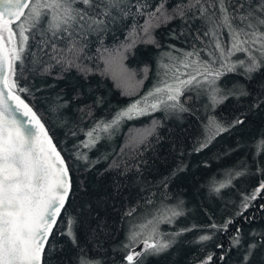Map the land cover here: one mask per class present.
<instances>
[{
	"label": "trees",
	"instance_id": "trees-1",
	"mask_svg": "<svg viewBox=\"0 0 264 264\" xmlns=\"http://www.w3.org/2000/svg\"><path fill=\"white\" fill-rule=\"evenodd\" d=\"M148 2L149 10H154L160 0ZM181 2L184 0H167L165 7L171 13ZM112 16L116 19L101 17L105 24L99 32L74 34L77 47L82 48L75 60L79 68H66L51 60V46L41 51L37 35L29 43L40 63L34 66L33 57L28 56L19 78L20 86L29 89L19 95L46 125L71 175L70 195L49 238L45 264H80L81 257L99 264H127L124 257L142 246L149 233L145 230L135 243H130L132 225L154 216L159 221V233L174 242L164 252L142 257L143 264H201L209 256L212 259L208 264H264V190L246 209L242 207L245 197L264 181V153L257 154L258 141L264 139V68L252 73L250 79L242 68L221 76L217 86L221 95L227 96L222 103L212 106L207 94L187 91L181 102L188 111L157 110L125 120L111 138L100 140L91 149L84 148L85 133L97 121H111L153 87L162 55L173 51L170 46L184 51H190L194 44L203 47L195 39L197 29L203 34L200 22L185 23L177 17L154 29L152 35L159 47L143 43L137 33L135 36L140 37L133 38L134 46L125 52L122 46L133 42L129 34L134 27L139 31L145 17H123L118 11ZM40 27L46 28L47 22ZM53 42L61 50L58 57L73 59L67 51V39ZM120 49L123 66L135 74V82L143 81L142 86L132 82L138 89L134 95L122 94L117 81L104 74L105 59L117 55ZM201 56L209 59L207 52H201ZM232 59L243 60L245 54L236 53ZM48 65L51 68L46 72ZM241 91L248 94L240 95ZM209 118L228 130L196 151L204 142V126ZM237 120L242 123L236 124ZM154 121V132L143 143L130 151L123 148L127 130L131 128L134 133L150 129ZM78 154L87 159L78 158ZM220 183L226 186L214 191ZM133 209L131 216L126 215ZM166 210H177L182 215L168 222L164 219L170 214ZM69 218L75 221V244L67 235H61L67 232ZM228 221L231 223L224 229ZM238 234L240 243L235 245L233 238ZM203 235L211 239L200 241ZM252 244L257 247L245 262Z\"/></svg>",
	"mask_w": 264,
	"mask_h": 264
},
{
	"label": "snow or ice",
	"instance_id": "snow-or-ice-1",
	"mask_svg": "<svg viewBox=\"0 0 264 264\" xmlns=\"http://www.w3.org/2000/svg\"><path fill=\"white\" fill-rule=\"evenodd\" d=\"M166 4L167 0H160L154 10H149L151 5L148 0H135V3L132 0H0V264H45L49 237L58 226V217L65 208L71 188L68 165L53 143L48 129L19 95L29 92L28 88L19 84L26 58L32 56L34 66L40 63L30 50V40H35L39 35L37 47L43 51L50 45L51 60L66 68H79L75 60L82 48L77 47L74 34L83 36L88 31H101L105 24L101 17L115 20L113 11H118L123 17L144 16V24L139 26L142 42L156 47L159 44L152 33L161 24L177 17L185 23L200 22L203 34H200L201 29H197L195 39L203 47L197 48L194 44L190 51H184L170 46L173 51L162 55L158 80L153 87L117 112L111 121H97L85 133L87 139L82 145L88 149L104 138H111L125 120L157 110L188 111L181 102V97L187 91L207 94L212 106L222 103L227 96L221 95L217 86L221 76L242 68L250 79L252 73L264 68V0H184L171 13ZM45 21L47 27L41 29L40 25ZM225 33L227 41L224 40ZM136 34L134 27L133 35ZM59 39L68 40L67 51L73 59L57 56L61 50L53 41ZM135 42L133 40L125 45V50L133 47ZM176 52L180 54L176 55ZM201 52H207L209 59H203ZM236 53L245 54V59L233 61ZM123 58L119 50L117 55L108 56L104 74H110L117 81V86L123 89L122 94L134 95L138 91L132 83L135 74L123 66ZM165 58L167 63L164 62ZM50 68L51 65H48L44 70L47 72ZM80 70L87 71L83 68ZM144 71L146 78L147 68ZM135 83L143 85L142 80ZM239 94L248 93L241 91ZM156 123L154 121L150 129L135 130L130 135V143H143L154 131ZM227 130L214 118H209L204 126V142L196 151L207 147L216 136ZM258 148V155L264 153V139L258 141ZM78 158L87 159L82 154H78ZM225 186V183H220L213 190L218 192ZM262 190L264 181L250 197H245L242 207L246 209ZM134 211L126 215L131 216ZM166 211L170 213L164 216L168 222L182 215L177 210ZM158 222L154 216L152 220L132 225L128 234L130 243H135L145 230L149 231V235L142 241V251H130L124 257L127 264H143L142 257L159 254L171 247L174 241L163 238L158 230ZM229 223L231 221L225 223L223 228L227 229ZM74 224L75 221L69 218L67 232L61 233L70 237L73 244L77 243ZM175 235L179 236L180 233ZM210 239L208 235L200 237V241ZM239 243L238 234L233 238V244ZM256 247L255 244L249 246L245 262ZM211 259L209 256L201 264H208ZM80 264H99V261L81 257Z\"/></svg>",
	"mask_w": 264,
	"mask_h": 264
},
{
	"label": "rangeland",
	"instance_id": "rangeland-1",
	"mask_svg": "<svg viewBox=\"0 0 264 264\" xmlns=\"http://www.w3.org/2000/svg\"><path fill=\"white\" fill-rule=\"evenodd\" d=\"M15 28V27H14ZM137 33H139V31H137ZM141 35V37H142V34H140ZM140 36H135V35H133V32L132 33H130L129 34V37H128V39L129 40H133V38H139ZM122 48L125 50V48H124V46H122ZM120 52H122V49H120L119 50ZM127 50H125V52H126ZM124 56V55H123ZM134 80H135V78H134ZM132 81L133 83L135 82V81ZM166 114H168V113H166ZM181 122V121H180ZM156 126V125H155ZM128 132L126 133V135H125V138H124V140H125V143H124V147L123 148H125L127 151H130V150H133L134 148H135V146H136V144L137 143H130V135L131 134H133V133H131V128L129 129V130H127ZM154 132V131H153ZM152 132V133H153ZM148 235H149V233H148ZM143 248V244H142V246H140V247H138V248H136L134 251H140L141 249Z\"/></svg>",
	"mask_w": 264,
	"mask_h": 264
},
{
	"label": "water",
	"instance_id": "water-1",
	"mask_svg": "<svg viewBox=\"0 0 264 264\" xmlns=\"http://www.w3.org/2000/svg\"><path fill=\"white\" fill-rule=\"evenodd\" d=\"M26 11V10H25ZM26 102V101H25ZM9 103H12V101H9ZM27 103V102H26ZM34 110V109H33ZM35 111V110H34ZM19 115V114H18ZM21 118H23V117H21ZM42 121V120H41ZM43 122V121H42ZM44 123V122H43ZM46 126V125H45ZM47 128V127H46ZM49 132V131H48ZM50 135V134H49ZM51 136V135H50ZM57 147V146H56ZM57 150L59 151V149L57 148ZM61 153V152H60ZM61 156L63 157V155H62V153H61ZM63 159H64V157H63ZM65 160V159H64ZM65 162H66V160H65ZM66 164H67V162H66ZM68 165V164H67ZM68 168H69V166H68ZM69 177H70V182H71V175H70V171H69ZM70 191H71V188H70ZM69 195H70V192H69ZM68 200V199H67ZM67 200H66V202H65V205H66V203H67ZM62 211H63V209H62ZM62 211H61V213H62ZM61 216V215H60ZM58 219H59V217H58ZM50 238V237H49Z\"/></svg>",
	"mask_w": 264,
	"mask_h": 264
}]
</instances>
